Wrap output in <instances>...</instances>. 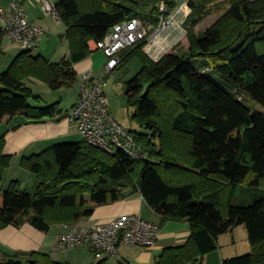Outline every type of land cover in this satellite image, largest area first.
<instances>
[{
    "label": "trees",
    "instance_id": "obj_1",
    "mask_svg": "<svg viewBox=\"0 0 264 264\" xmlns=\"http://www.w3.org/2000/svg\"><path fill=\"white\" fill-rule=\"evenodd\" d=\"M21 3L27 0H19ZM170 10L178 0H61L57 15L66 24L71 55L53 62L22 49L0 73V126L5 117L26 112L32 121L62 114L61 101L37 106L42 96L25 84L37 78L52 89L78 80L74 65L90 56V40L103 39L130 17L159 23L161 2ZM220 0H189L184 23L189 46L176 45L159 61L143 44L122 51L121 65L133 58L141 69L127 82V104L143 131L130 130L140 151L109 154L84 139L60 142L23 156L21 165L38 180L35 192L12 180L0 193V228L31 223L49 232L73 224L95 208L141 192L161 221L187 220L190 235L164 248L154 264H200L217 250L220 235L236 226L248 230L251 251L222 264H264V0H231L224 15L203 33L196 26ZM0 28V60L2 50ZM67 116V115H66ZM0 136V185L12 156ZM239 185L255 187L252 203L236 204ZM0 264H70L42 251L0 252ZM95 264H111L106 259Z\"/></svg>",
    "mask_w": 264,
    "mask_h": 264
},
{
    "label": "crops",
    "instance_id": "obj_2",
    "mask_svg": "<svg viewBox=\"0 0 264 264\" xmlns=\"http://www.w3.org/2000/svg\"><path fill=\"white\" fill-rule=\"evenodd\" d=\"M13 1L19 0H0V7L8 10ZM44 1H49L56 5L61 0H27L22 3L27 13L28 20L39 25L43 30L37 45L34 47V49L39 47V52L36 54H41L53 62L68 60L71 55L70 45L69 49L66 48V45H64L65 39L63 38V36L66 37L64 34L67 31V26L60 20L58 15L53 13L48 14L45 11ZM2 27L3 20L1 18L0 28ZM49 34L60 39V47H57L56 50L48 46L49 44L42 46L40 44V42L45 39L52 42L49 38L51 35ZM43 36H46V38H42ZM4 39L3 37L2 50L4 51V55H9L11 53L12 55L10 57L14 59L23 51L18 43L8 38V42H5ZM93 41L94 39L89 42L92 54L74 65V70L78 74V80L73 85L52 89L47 83L37 78L31 77L24 81L26 85L29 84L28 86L42 96L43 102L35 101L32 103L33 105L46 106V97L52 96L56 100H53L51 104L61 101L60 107L62 109V114L56 118H48L38 122L27 118L25 111L14 117H5L3 124L0 126V136L5 134L6 142L4 152L12 156V161L5 171L4 180L0 185V193L8 187L12 180H19L24 190L35 192L38 180L33 172L21 165L23 156L42 152L48 147L62 141H81L84 139L77 125L68 120L66 115L71 112L79 96L82 73L92 70L99 76L103 63V66H105L107 61V57L101 50L93 49ZM59 48H63L62 51H60ZM73 86L75 87L71 89V91H63L66 94H71V105L64 107L62 98L65 97V93L56 95V92L64 90L63 88ZM121 214H138L148 221L158 223L161 228L156 244L151 247L121 245L119 247V256L115 258L121 264H154L162 254L164 248L183 244L190 235V223L187 220H167L162 222L161 217L148 205L141 192L131 188L126 191L124 198L97 206L91 216L85 217L73 224H54L49 232H43L29 222L19 227L8 225L4 228H0V252L13 254L18 251H42L50 254L53 259L58 261H66L70 264H94L97 260L95 259L91 243L85 242L65 250H56L54 247L59 235L68 232L71 228L70 226H90L95 223H108ZM209 256L213 257L212 255ZM115 259L111 261V264H115ZM223 259L227 258L221 254L222 262ZM207 260L208 254L203 258L200 264H205L204 262Z\"/></svg>",
    "mask_w": 264,
    "mask_h": 264
},
{
    "label": "built area",
    "instance_id": "obj_3",
    "mask_svg": "<svg viewBox=\"0 0 264 264\" xmlns=\"http://www.w3.org/2000/svg\"><path fill=\"white\" fill-rule=\"evenodd\" d=\"M44 9L48 14L57 15L55 5L49 1H44ZM191 11L189 0H178L177 6L171 10L163 1L158 24L143 21L139 17L127 18L114 25L103 39L94 40L93 49L101 50L107 57V74L119 66L123 50L143 43L146 52L157 62L168 52L166 41L171 37L170 29L177 18ZM0 17L3 20L4 37L18 43L22 49H34L43 30L28 20L20 1H13L8 10L0 7ZM107 86V80L95 76L92 70L83 72L79 96L67 119L77 125L89 144L109 154L124 151L133 158H139L140 151L134 135L111 112ZM70 227L68 232L59 235L54 247L56 250L89 242L97 261L106 259L107 262L119 256V247L123 244L142 247L155 245L161 231L158 223L138 214H121L108 223Z\"/></svg>",
    "mask_w": 264,
    "mask_h": 264
},
{
    "label": "rangeland",
    "instance_id": "obj_4",
    "mask_svg": "<svg viewBox=\"0 0 264 264\" xmlns=\"http://www.w3.org/2000/svg\"><path fill=\"white\" fill-rule=\"evenodd\" d=\"M231 0H220L217 4H210L211 13L205 17L197 26L196 32L203 33L206 29L212 26L216 21H218L226 12V10L230 6ZM191 7V5H190ZM192 9V7H191ZM192 12V11H191ZM190 12V13H191ZM189 14L180 15L177 18V22L174 24V27L170 29L172 32L171 37L166 41V46L168 50H171L176 45H179L183 48H187L189 46V39L184 28V23L188 18ZM0 27H1V18H0ZM51 35V34H49ZM65 35V34H64ZM66 36V35H65ZM46 38L43 36L42 38ZM53 39H52V38ZM49 37L52 42L47 41L46 39L41 41L40 44L50 46L55 50L57 47H60V39L55 38L54 35ZM5 42H8L7 37H4ZM65 39L66 48L69 49V42L66 37L63 36ZM59 42V43H58ZM133 48V47H132ZM62 51L63 48H59ZM143 51L146 53L152 60H154L145 50V44L143 43ZM39 52V47L35 48L33 53L36 54ZM92 54V53H91ZM12 54L9 55L5 54L4 57L0 60V73L4 72L7 66L12 62L13 58L10 57ZM60 56V55H57ZM58 58V57H56ZM61 59V58H60ZM155 61V60H154ZM107 62V61H106ZM122 62V61H121ZM106 64V63H105ZM104 65V63H103ZM101 67V73H99L98 77H103L108 82V86L106 88L107 96L110 102V109L113 115L118 119V121L127 129L134 130V131H143V128L132 120L131 115L134 113V108L129 107L127 104V82L136 75V73L141 69L142 62L138 58H133L126 62L125 64L119 66L110 74L106 75L105 66ZM31 84V83H30ZM29 85V84H28ZM73 87L63 88L64 90L56 92V95H62L65 92L63 91H71L74 89ZM65 97L62 98L63 106H70L71 105V94L64 95ZM47 105L53 102L54 97L47 96ZM35 102L32 100L31 103ZM40 102H43L42 100ZM246 103H248L254 110H258L264 113V106L257 103L253 99L247 97ZM62 142H73V141H62ZM264 187V185H263ZM255 187L243 186L239 185V187L235 190V201L236 204L241 203H252L255 199ZM241 226V227H240ZM240 227V228H239ZM219 245L220 247L208 254V260L205 261V264H221V254H223L226 258H231L235 256H241L251 251V243L249 240V234L247 227L245 225L236 226L235 229L231 232L224 233L219 237ZM95 255V254H94ZM212 255L213 257L209 256ZM96 259V257H95ZM97 260V259H96ZM115 264H121L118 260L115 259Z\"/></svg>",
    "mask_w": 264,
    "mask_h": 264
}]
</instances>
